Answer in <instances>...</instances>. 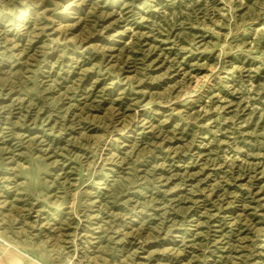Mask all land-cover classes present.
<instances>
[{"label": "rangeland", "instance_id": "rangeland-1", "mask_svg": "<svg viewBox=\"0 0 264 264\" xmlns=\"http://www.w3.org/2000/svg\"><path fill=\"white\" fill-rule=\"evenodd\" d=\"M0 264H264V0H0Z\"/></svg>", "mask_w": 264, "mask_h": 264}, {"label": "bare ground", "instance_id": "bare-ground-1", "mask_svg": "<svg viewBox=\"0 0 264 264\" xmlns=\"http://www.w3.org/2000/svg\"><path fill=\"white\" fill-rule=\"evenodd\" d=\"M14 238V237H13ZM10 242V241H9Z\"/></svg>", "mask_w": 264, "mask_h": 264}]
</instances>
